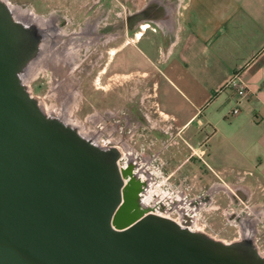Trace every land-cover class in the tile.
Here are the masks:
<instances>
[{
  "label": "water",
  "instance_id": "95a60500",
  "mask_svg": "<svg viewBox=\"0 0 264 264\" xmlns=\"http://www.w3.org/2000/svg\"><path fill=\"white\" fill-rule=\"evenodd\" d=\"M43 41L0 0V264H264L253 238L225 243L143 206L137 163L47 115L22 79Z\"/></svg>",
  "mask_w": 264,
  "mask_h": 264
},
{
  "label": "crops",
  "instance_id": "0c3cea01",
  "mask_svg": "<svg viewBox=\"0 0 264 264\" xmlns=\"http://www.w3.org/2000/svg\"><path fill=\"white\" fill-rule=\"evenodd\" d=\"M136 16L135 38L123 30L109 64L117 76L151 74L156 111L200 149L185 161L171 151L181 171L218 180L212 190L264 187V0H146Z\"/></svg>",
  "mask_w": 264,
  "mask_h": 264
},
{
  "label": "rangeland",
  "instance_id": "374dc122",
  "mask_svg": "<svg viewBox=\"0 0 264 264\" xmlns=\"http://www.w3.org/2000/svg\"><path fill=\"white\" fill-rule=\"evenodd\" d=\"M8 1L39 16L46 18L54 16L56 21L53 32L57 29L56 33L63 30L76 35L77 48L71 73L75 116L88 126L104 131V134L106 132V135L113 134L126 142L129 140L134 146L139 165L146 167L154 178L155 184L150 187V190L156 191L153 198L166 196L167 193V196L174 198L176 195L180 198L184 195L188 201L194 200L198 208L200 200L202 203H210L206 209L201 208L198 214L200 220L195 228L225 243L234 242L242 237L239 223L251 214L250 209H255L252 213L256 214L259 220L255 235L256 245L264 256V187L249 193L250 189L247 187L224 184L220 185L224 188L213 192V187L219 184L218 180L212 178L209 182L205 180L203 182L202 177H194L189 169L183 168L181 171L179 160L185 161L192 153L200 154V149L187 144L185 136L175 129L170 120L156 111L153 100L154 81L151 74L117 76L116 59L109 64L111 57L114 56L112 53L116 52L123 42L122 31L125 30L126 34L124 42L132 43L135 38L132 18L134 13L146 4V0ZM70 43L63 44L62 50L65 48L66 51L70 48L73 50L75 46ZM47 44L53 49L47 63L48 68H51V57L54 58V52L59 50L58 47L62 43L49 41ZM41 60L37 63L42 62ZM33 67L27 84L32 95L43 100L48 106L57 104L56 99L51 96L53 86L51 75L40 71L33 78ZM101 118L106 122L101 121ZM93 119L97 121L91 124L90 121ZM139 123L144 127L138 128ZM101 140L102 144L109 143L105 137ZM129 142L126 145L130 151H134L131 145H128ZM178 149L183 154L180 159L171 154L172 150ZM145 156L150 159V163L144 161ZM195 157L190 162L198 159ZM204 174L210 173L206 171ZM196 182L201 186H196ZM231 186L238 187L233 194H229L225 189V187L230 189ZM182 188L184 191H180ZM245 193L249 197H243ZM250 216L254 219L255 215Z\"/></svg>",
  "mask_w": 264,
  "mask_h": 264
},
{
  "label": "bare ground",
  "instance_id": "6f19581e",
  "mask_svg": "<svg viewBox=\"0 0 264 264\" xmlns=\"http://www.w3.org/2000/svg\"><path fill=\"white\" fill-rule=\"evenodd\" d=\"M3 1H5L7 5L10 7L15 19H17L18 21H21L22 23L26 25H31V24L36 25L40 30H42L44 34L45 43L43 41L44 44L42 43V46H41V53H40L41 57L39 56L40 58L38 57L34 62L30 64L29 68L27 69L26 73L23 75L22 79H23V82L27 85L28 77L30 75L33 65L42 59L41 60L42 62L37 63L33 67L34 71L32 75L34 78L37 75V73H39L40 71L43 73L44 72L49 73L51 75L52 82H53L51 96L52 98L56 99L57 104L48 106L45 104L43 100L39 99L47 115L60 118L68 125H71L72 127L77 128L84 137H86L87 139H91L92 141H95L96 144L104 147L105 149H108L111 147L118 148L120 149V151L123 153L124 157H126L127 160H133L135 163L139 162L137 161V158L135 156L134 146H132L128 140H127V143L129 142L128 145L129 146L131 145L134 151L129 150V147L126 145V140L122 139L121 137H115L113 134L106 135V132L104 134V131L103 132L99 131L96 128L91 129L86 123L81 121L80 118L75 116L73 102H72V94H71L72 90L74 89V84H73V77L71 73L73 69L74 52L76 51V48H77V44L75 40L76 35L69 34L67 32H64L63 30H59V32L57 31L56 33L57 29H54L55 30L54 31L55 33H54L53 27L56 21V18L54 16H51L49 18H46L44 16H39L36 13H33L29 9H25V8L12 5L11 3H9L8 0H3ZM45 33H46V36H45ZM49 41H54V43L55 42L62 43L60 44V47H58L59 50L54 52L55 55L53 54L55 60L54 58L51 57V63H52L51 68H48V65H47L50 59V53L53 52L52 47L49 44H47L49 43ZM66 42L68 43L72 42L70 43L71 45L74 44L75 47L73 48V50H71V48L67 49V51H66V48L64 51L62 50L63 44H66ZM115 54L116 52L112 53V55H115ZM101 121L106 122L104 121L103 118H101ZM103 135L104 136L106 135L109 138L110 144L109 143L102 144V141L104 140V138L103 140H101V138ZM143 159L144 161H147V162H149L150 160L147 156H145ZM137 175L140 177V179L149 183V187H152V185L155 184L152 174L148 171L146 167H139V169L137 170ZM230 188L231 189H227V190H229L231 194H233L234 191L238 190L237 186H231ZM155 192L156 191L154 190H150V188L148 190V187H147L146 192L144 193L143 201H142L143 206L145 207L152 206L153 203L151 204V200ZM248 192L250 193L249 190ZM162 194L163 193H161V195ZM252 210L254 211L255 209H252ZM252 210L250 209V213L255 215L254 219H252V217L250 216L251 214H250L246 218H243V220H241L239 223V228H240V232L242 233V237L238 240H241L244 238H253L256 242L255 235L257 232V224L259 223V220L257 219L258 216L252 213ZM184 211L185 209H183V212Z\"/></svg>",
  "mask_w": 264,
  "mask_h": 264
},
{
  "label": "built area",
  "instance_id": "2783aa9c",
  "mask_svg": "<svg viewBox=\"0 0 264 264\" xmlns=\"http://www.w3.org/2000/svg\"><path fill=\"white\" fill-rule=\"evenodd\" d=\"M231 85L235 87L236 93H237L240 101L247 96V89L243 85H240L239 83L235 82V79L231 82ZM239 104L232 110V112H231L232 115H237L240 113ZM112 127H114V126H112ZM115 128L117 129V127H115ZM102 137H105L106 139L109 140V138H107L106 136H102ZM93 142L95 143V141H93ZM109 144H110V140H109ZM96 145H98V144H96ZM102 148H104V147H102ZM129 161L130 160H127L126 157H124V155L122 153V158L119 161L120 166L126 168ZM136 163H137L138 169H139V167H141V166L139 165L138 162H136ZM137 170H136V173H137ZM147 187L149 190V188H150L149 183H148ZM180 191H184V189L182 188ZM144 193H142V196H141L142 201H143ZM178 195H180V194H178ZM177 198H179V199H177ZM200 203H201L200 208H198L195 205L194 200L188 201L184 195H181V198L177 197V195H176V198H174L170 195H168V196L166 195L164 197L161 196L158 198H153L151 201V204H152L151 207L155 209L156 213L160 214V212L163 211V216L173 219L174 221H176L177 223H179L182 226L188 225L189 228L193 231H198L197 228H195L196 224L200 220L198 214L201 211L202 207L206 209V207L210 205V203H202L201 200H200ZM183 209H185L184 212H183Z\"/></svg>",
  "mask_w": 264,
  "mask_h": 264
},
{
  "label": "flooded vegetation",
  "instance_id": "af4514ba",
  "mask_svg": "<svg viewBox=\"0 0 264 264\" xmlns=\"http://www.w3.org/2000/svg\"><path fill=\"white\" fill-rule=\"evenodd\" d=\"M69 34H71V33H69ZM74 35V34H73ZM95 121H97V120H95V119H93L92 121H90L91 122V124H93V123H96ZM90 127V126H89ZM91 129H95V128H92V127H90Z\"/></svg>",
  "mask_w": 264,
  "mask_h": 264
}]
</instances>
